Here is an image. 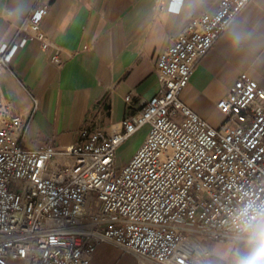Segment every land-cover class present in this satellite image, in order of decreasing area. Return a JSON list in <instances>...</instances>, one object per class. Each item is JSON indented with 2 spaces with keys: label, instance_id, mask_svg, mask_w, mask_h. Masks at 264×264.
<instances>
[{
  "label": "built area",
  "instance_id": "obj_1",
  "mask_svg": "<svg viewBox=\"0 0 264 264\" xmlns=\"http://www.w3.org/2000/svg\"><path fill=\"white\" fill-rule=\"evenodd\" d=\"M249 1L219 0L213 13L192 17L156 59L159 91L110 135L87 121L74 143L25 148L29 118L0 98V264H90L101 243L139 264H208L198 234L215 239L264 216V90L240 73L216 103L225 116L217 127L180 99ZM46 12L36 7L18 26L28 36L0 45L1 66L31 38L48 46ZM58 53L51 62L61 66ZM144 128L119 166L118 147Z\"/></svg>",
  "mask_w": 264,
  "mask_h": 264
},
{
  "label": "crops",
  "instance_id": "obj_2",
  "mask_svg": "<svg viewBox=\"0 0 264 264\" xmlns=\"http://www.w3.org/2000/svg\"><path fill=\"white\" fill-rule=\"evenodd\" d=\"M179 1L0 0V45L28 36L18 26L36 7H47L40 26L48 46L43 49L31 38L9 68L0 65V98L29 118L22 146L51 143L60 149L76 141L87 121L109 135L120 130L122 119L159 91L158 55L192 17L213 13L219 0ZM56 47L61 66L51 62ZM242 72L264 90V0H250L217 38L180 99L217 127L225 116L216 103ZM142 130L125 140L117 154L127 149L130 158L137 148L131 141ZM55 160L63 162L59 155ZM262 226L264 216L250 228L228 230L215 239L198 234L207 244L208 264H247L260 244ZM114 248L101 243L90 264H115Z\"/></svg>",
  "mask_w": 264,
  "mask_h": 264
},
{
  "label": "rangeland",
  "instance_id": "obj_3",
  "mask_svg": "<svg viewBox=\"0 0 264 264\" xmlns=\"http://www.w3.org/2000/svg\"><path fill=\"white\" fill-rule=\"evenodd\" d=\"M140 134L141 135H140L139 139H137L138 137L136 136L137 138H135L134 140L131 141L130 146H132V148L135 145L138 148V146L141 144V142L144 139V136L146 134V128H144ZM116 157H117L118 162H121L123 160H127L129 158V156L127 155V149L118 153ZM114 249H115L114 253H117V254H115V257H116L115 264H139L137 257H135L134 255H132L128 252H124L119 248H114Z\"/></svg>",
  "mask_w": 264,
  "mask_h": 264
},
{
  "label": "clouds",
  "instance_id": "obj_4",
  "mask_svg": "<svg viewBox=\"0 0 264 264\" xmlns=\"http://www.w3.org/2000/svg\"><path fill=\"white\" fill-rule=\"evenodd\" d=\"M247 264H264V226L260 232V244Z\"/></svg>",
  "mask_w": 264,
  "mask_h": 264
}]
</instances>
